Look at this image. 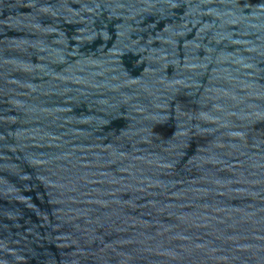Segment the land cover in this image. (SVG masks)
Segmentation results:
<instances>
[{
  "label": "water",
  "instance_id": "obj_1",
  "mask_svg": "<svg viewBox=\"0 0 264 264\" xmlns=\"http://www.w3.org/2000/svg\"><path fill=\"white\" fill-rule=\"evenodd\" d=\"M0 264H264V0H0Z\"/></svg>",
  "mask_w": 264,
  "mask_h": 264
}]
</instances>
